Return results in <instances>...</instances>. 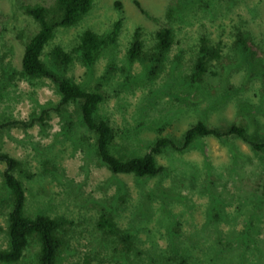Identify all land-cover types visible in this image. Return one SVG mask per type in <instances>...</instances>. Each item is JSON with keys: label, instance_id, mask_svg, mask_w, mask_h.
<instances>
[{"label": "rangeland", "instance_id": "rangeland-1", "mask_svg": "<svg viewBox=\"0 0 264 264\" xmlns=\"http://www.w3.org/2000/svg\"><path fill=\"white\" fill-rule=\"evenodd\" d=\"M204 1L92 0L75 25L57 28L44 47L41 58L56 70L49 57L54 45L68 51L82 30L103 34L120 21L114 44L100 50L91 66L73 56L63 72L104 94L96 115L115 132L109 146L114 155H143L159 137L179 144L197 121L209 127L235 123L264 140V68L254 66L253 72L241 59L230 75L222 76L227 61L213 60L201 83L188 82L200 36L211 43L220 40L226 59L236 62L239 55L231 51L235 33H247L264 58V0ZM35 4L51 9L54 0H0V152L21 165L13 173L24 188L25 215L69 220L59 233L63 244L57 264H178L171 257L181 249L189 252V264H264V149L253 151L233 136L205 137L188 149L165 148L156 155V164L165 168L160 175L112 173L96 156L95 136L79 120L75 104L56 110L59 95L50 79L19 74L24 41L38 28L23 7ZM163 26L171 27L174 37L158 70L149 74L145 60L128 64L126 51L135 29L148 52ZM10 121L32 124L4 125ZM4 168L0 162V249L8 245L11 207L2 183ZM102 212L134 236L130 254L97 227ZM217 213L222 220L214 229ZM249 221L256 229L253 241L241 234ZM232 236L240 244L250 242L248 248L218 244ZM38 248L36 239H30L11 264H38ZM218 249L224 250L223 257H217Z\"/></svg>", "mask_w": 264, "mask_h": 264}, {"label": "trees", "instance_id": "trees-1", "mask_svg": "<svg viewBox=\"0 0 264 264\" xmlns=\"http://www.w3.org/2000/svg\"><path fill=\"white\" fill-rule=\"evenodd\" d=\"M191 1L195 2L196 0H189V2ZM202 1L204 0H197L198 4ZM206 2L207 0L204 1V3ZM91 5L92 0H54V5L51 9L40 4L24 6V12L32 17L38 28L24 41L19 74L29 78L45 77L50 79L59 95L56 110L68 104H75L79 120L95 136L94 149H96V156L109 171L112 173L131 174L136 177L160 175L164 173L165 168L156 164V155L160 154L165 148H171L176 151L188 149L195 141L205 137L222 140L233 136L246 143L253 151L264 149V140H257L255 136L248 134L241 125L232 123L226 127H209L204 122L197 121L184 131L179 144L170 138L159 137L155 139L149 150L143 155L124 157L123 155L117 156L111 153L109 146L114 139L115 132L106 119L96 115L99 105L105 99L104 94L97 88H84L65 76L63 72L73 56H76L83 65L91 66L100 50L109 44H114L120 21H115L111 29L103 34H97L87 28L82 30L78 35V42L68 51L64 50L60 45H54L49 52V57L50 64L56 70L48 67L41 58L44 47L53 39L56 29L75 25L89 11ZM117 5L119 6V3ZM140 11L145 13L141 9ZM172 12L169 8L166 14L171 17ZM235 36L231 51L239 55L240 60L236 62L226 59L229 55L224 56L222 53L220 40L211 43L205 36L198 38L195 58L188 76L190 84L202 82V77L213 60L227 61L225 63L226 66L223 67L225 74H222V76L230 75L231 67L235 64L237 67V63H241V59L245 65H249V68L252 67L253 72H255L254 66L260 67L259 70L264 68L261 63L264 58L260 56L262 52L252 36L240 31H237ZM173 37L174 33L171 27H161L155 32L154 43L150 48L151 50L147 52L144 49L140 29L136 28L126 51L127 63L132 64L138 60H145L150 64L149 74L155 73L170 50ZM15 124L28 127L32 123L10 121L4 125ZM0 162L5 164V168L2 171V183L10 194L11 202L10 210L7 213L8 245L6 248L0 249V264L17 262L32 238H35L39 245L38 264H57L59 248L63 244L59 233L65 225L70 224L69 220L63 217H50L43 213H37L33 217L25 215L23 212L24 188L21 180L13 173L14 170L20 169L21 165L17 159L4 152H0ZM25 176L30 177L31 174H26ZM262 186L264 187V183ZM213 218L217 219L212 224L215 229L216 225H218L216 223L222 218L219 213L214 215ZM176 223L179 225L178 221ZM252 224L249 221L245 225V231L241 233L247 235L251 241H253L252 234L256 233V229L252 227ZM97 227L103 230L105 234L115 236V241H118V245L122 247L125 255L133 251L134 236L130 232L119 228L106 212L100 214ZM170 242L174 248L173 250L177 251L178 248L175 245L174 238ZM238 243L239 241L235 236L230 237L229 241L225 243L218 242L222 247H233V249L237 248L234 247L235 245L247 249L250 244L247 241L241 244ZM242 250L240 255L244 258L245 251ZM223 252L224 250L218 249V252H216L217 257H223L220 254H223ZM189 256V252L185 255L184 249H181V252L172 256L171 259L175 260L178 258V264H189Z\"/></svg>", "mask_w": 264, "mask_h": 264}]
</instances>
